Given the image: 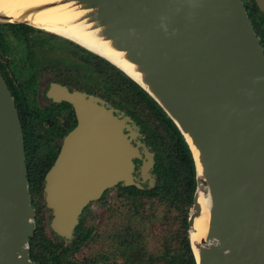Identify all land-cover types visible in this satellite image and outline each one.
<instances>
[{
    "label": "water",
    "instance_id": "95a60500",
    "mask_svg": "<svg viewBox=\"0 0 264 264\" xmlns=\"http://www.w3.org/2000/svg\"><path fill=\"white\" fill-rule=\"evenodd\" d=\"M60 13L66 21L52 19ZM0 24L64 37L139 85L194 158L188 239L196 264H264V46L243 0H41L17 16L0 11ZM87 40L96 47L84 46ZM61 95L77 107L79 124L66 136L44 192L49 232L72 240L84 207L106 188H144L134 174L142 154L125 131L132 120L123 111L66 87ZM145 149L141 175L154 186V155ZM204 194L209 224L198 238ZM37 226L24 130L0 71V264H40L31 258Z\"/></svg>",
    "mask_w": 264,
    "mask_h": 264
},
{
    "label": "flooded vegetation",
    "instance_id": "af4514ba",
    "mask_svg": "<svg viewBox=\"0 0 264 264\" xmlns=\"http://www.w3.org/2000/svg\"><path fill=\"white\" fill-rule=\"evenodd\" d=\"M243 1L264 46V10L260 6L264 0ZM4 26V29L0 28V33L4 36V39L0 41V71L10 87L20 114L25 133L27 159L30 163L29 172L34 175L35 166L39 164H42L39 166L40 169L46 171L43 180L38 184H33L32 194L38 226L31 240V258L40 264H125L119 252L115 251L116 244L113 241V234L120 228L134 225L132 223L127 225L126 217L122 219L117 217L119 215L117 205L120 206L129 195L133 194V198L142 205V209H146L148 203L151 205L163 203L162 195L167 192V190L160 189L163 178L159 172L160 150L156 147L159 139L154 135V129L151 126L147 128V124L142 122L141 111L132 114L126 109L125 103L117 95L111 83H107L108 88L101 90L102 86L98 84L96 78L99 76L97 71L88 70L81 64V60L77 62L71 59L74 64L70 65L61 60L64 57L62 53L58 57L55 56L56 52L65 50L66 55L70 57L72 54L78 55L81 59L83 52L73 44L75 42L70 43V40L64 37L26 24H5ZM12 47H16L19 52L12 50ZM23 49H26L25 53L20 54ZM61 87H66L70 92L80 91L98 96L109 107L123 111L124 116H129L132 120L128 122L125 131L133 136L131 137L133 145L139 146L138 142L141 143L139 148L142 154L141 158L135 159L134 174L137 176L136 180L144 188H139L134 184L126 185L123 182L106 188L97 199L90 201L84 207L74 229L72 240L49 232L47 218L50 212L46 211L47 203L44 192L46 176L56 162L66 136L79 124L77 107L73 102L63 98ZM136 126L139 127L138 130ZM143 145L154 155V164L149 170V174L155 178L154 186H151L150 179L144 180L141 175L142 165L148 161ZM43 151L48 155V159H39L37 156ZM47 164L49 167H46ZM31 178L34 182V176ZM133 186L139 191L125 190ZM133 214H137L135 209H133ZM94 218L96 221L92 220ZM116 219L119 220V225L116 224ZM88 223L97 230L102 231L103 228H107L111 233L105 241H100L99 235L93 236L94 240L97 238L96 241L101 245L95 257L86 259L83 263L67 260L66 255L69 252L79 251L82 249L81 245L87 243L90 237L86 232Z\"/></svg>",
    "mask_w": 264,
    "mask_h": 264
},
{
    "label": "trees",
    "instance_id": "16d2710c",
    "mask_svg": "<svg viewBox=\"0 0 264 264\" xmlns=\"http://www.w3.org/2000/svg\"><path fill=\"white\" fill-rule=\"evenodd\" d=\"M0 36L1 41L4 39V36L2 33H0ZM69 42L73 43L71 41ZM73 44L83 52V56L80 59V62H82L81 64L88 70H94L97 71L98 74H102L104 76V82L113 85L115 92L122 98L121 100L125 103L128 111L132 112V114H137L138 111H141L142 122L148 126L149 122H151L154 135L159 139V143L156 147L160 150L159 172L163 178L162 188L160 189H162V191L167 190V192L162 195L163 203L173 211L175 206L181 208V204H185L189 209L192 205L196 187L195 163L189 146L176 125L158 104L131 78L105 59L75 43ZM44 152L45 151L37 155L39 159L49 158ZM39 166H42V164H39ZM39 166H35L34 175L29 172L32 184L31 190H33V184H38L43 180L44 172H46L45 170H41ZM28 167L30 169L29 159ZM46 167H49V165L47 164ZM31 176H34V182H32ZM125 190L139 191V189L134 186L127 187ZM151 191L156 192L155 190ZM133 197V194L129 195L120 206L119 204L117 205V212L119 214H125L126 217V214L128 213L129 215L133 209H135L138 215L140 214L139 207L142 205L138 204ZM152 211H154L153 208ZM145 213L147 212L143 213V217L146 218L147 215H145ZM172 219L174 218L170 215H166L165 217L167 221ZM181 219L184 228L183 235L176 243L164 242L160 252L153 254L151 257L148 256L146 247L142 242L145 236L143 226L133 223L134 226L120 228L118 231L114 232L113 241L116 244L115 251L119 252L118 254H120L125 264H196L188 239V214ZM116 257L118 256L116 255Z\"/></svg>",
    "mask_w": 264,
    "mask_h": 264
},
{
    "label": "rangeland",
    "instance_id": "374dc122",
    "mask_svg": "<svg viewBox=\"0 0 264 264\" xmlns=\"http://www.w3.org/2000/svg\"><path fill=\"white\" fill-rule=\"evenodd\" d=\"M4 25L5 24H0V28L4 29L5 28ZM13 49L16 50V52H19L16 47H12V50ZM25 51L26 49L25 50L23 49V51L20 54H24ZM60 53L64 54V57L61 60L68 62L70 65L74 64L73 61L78 62L80 60V56L78 55L74 56V54H72L71 57L66 55L65 53H67V51L65 50L56 52L55 56L58 57ZM96 78L98 80V84L102 86L101 87L102 91L108 88L107 86L109 85L104 82L103 80L104 76L102 74H99V76H97ZM115 96L118 97L117 95ZM114 99L115 101H118L116 98ZM149 126L152 127L151 122H149ZM149 126L147 125V128H150ZM181 205H182L181 208H177V206H175L174 211H173L172 209H169L167 205H164V203H161V204L157 203L153 205L148 203V205L146 206V209L142 210L141 207H139L140 208L139 215L133 214V210L129 213V215L128 213L126 214L125 220L128 219L126 222L127 225H129L130 223H133V224H138V225L143 226L145 230L144 232L145 236L142 242H143V245L146 247L147 254L149 257H151L153 254L159 253L160 249L163 248L164 242L176 243V241H178V239L183 235L184 228H183L181 218L185 217L186 214L189 215L191 206L188 209L185 204H181ZM152 208L154 209V211H152ZM144 212H147L145 213V215H147L146 218L143 217ZM166 215H170L174 219L167 221L165 220ZM124 217H125V214L118 215V218L120 219ZM92 220L96 221L95 218ZM116 224L117 225L120 224L118 219H116ZM86 228H87L86 232H88L90 235L87 243H83L81 245L82 249H80L79 251L75 250L73 252H69L66 255L67 260L77 262V263H83L84 261H86V259L95 257V254L98 253V250L101 245L98 244V242L96 241L98 240L97 238L96 240H94L93 236L99 235L101 239L100 241H105L107 239L108 234L111 233V231L108 230L107 228H103L102 231L101 229L97 230L95 227L91 226L89 223L86 226ZM92 237H93V240L91 239ZM103 248L105 249V247Z\"/></svg>",
    "mask_w": 264,
    "mask_h": 264
},
{
    "label": "bare ground",
    "instance_id": "6f19581e",
    "mask_svg": "<svg viewBox=\"0 0 264 264\" xmlns=\"http://www.w3.org/2000/svg\"><path fill=\"white\" fill-rule=\"evenodd\" d=\"M39 1L41 0H0V11H6L10 16H17L20 10L27 8L30 5V3L39 2ZM52 19L59 21V22L66 21V14L60 13L57 16L53 17ZM84 43L82 44H84V46H87L88 48L93 49L94 47H96V44H95L96 42H94L93 40H90V41L87 40V41H84ZM103 49L106 50V53H107L106 56L115 60L122 68L126 69L131 74L133 73L132 65L121 60L119 56H116L115 54H118L116 51H114L115 53H113L112 50L108 48V46H104ZM135 75L136 77H138L137 74ZM188 140L191 141V138L189 136H188ZM192 148L194 150V154L197 157L198 156L197 149L195 148L194 145H192ZM199 168L201 170L200 165H199ZM209 197H210L209 194H204L201 196V202L203 204V212H202V215L198 217L195 222V227L197 228L196 236L198 238H202V236L208 230L209 215H210V207H209L210 198Z\"/></svg>",
    "mask_w": 264,
    "mask_h": 264
},
{
    "label": "clouds",
    "instance_id": "9594fccd",
    "mask_svg": "<svg viewBox=\"0 0 264 264\" xmlns=\"http://www.w3.org/2000/svg\"><path fill=\"white\" fill-rule=\"evenodd\" d=\"M23 127V126H22ZM26 142V141H25ZM26 151H27V149H26Z\"/></svg>",
    "mask_w": 264,
    "mask_h": 264
}]
</instances>
